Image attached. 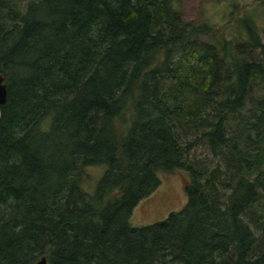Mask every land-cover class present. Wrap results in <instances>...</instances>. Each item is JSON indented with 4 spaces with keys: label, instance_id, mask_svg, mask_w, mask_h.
Here are the masks:
<instances>
[{
    "label": "trees",
    "instance_id": "16d2710c",
    "mask_svg": "<svg viewBox=\"0 0 264 264\" xmlns=\"http://www.w3.org/2000/svg\"><path fill=\"white\" fill-rule=\"evenodd\" d=\"M175 2L0 0V264H264V32ZM176 170L186 205L132 226Z\"/></svg>",
    "mask_w": 264,
    "mask_h": 264
},
{
    "label": "rangeland",
    "instance_id": "374dc122",
    "mask_svg": "<svg viewBox=\"0 0 264 264\" xmlns=\"http://www.w3.org/2000/svg\"><path fill=\"white\" fill-rule=\"evenodd\" d=\"M175 5L184 20L209 26L219 38H245L249 24L254 25L261 35L264 32V0H176ZM105 168L104 165L86 168L85 190L93 191ZM159 177L161 185L134 208L129 219L132 226L142 227L164 220L188 202L186 185L189 173L186 170L160 172Z\"/></svg>",
    "mask_w": 264,
    "mask_h": 264
},
{
    "label": "water",
    "instance_id": "95a60500",
    "mask_svg": "<svg viewBox=\"0 0 264 264\" xmlns=\"http://www.w3.org/2000/svg\"><path fill=\"white\" fill-rule=\"evenodd\" d=\"M8 100V85L5 81V76L0 73V124H1V107L7 103ZM34 264H48L46 257H42Z\"/></svg>",
    "mask_w": 264,
    "mask_h": 264
}]
</instances>
